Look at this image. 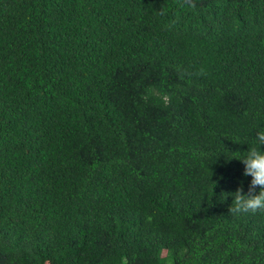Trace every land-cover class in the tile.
Listing matches in <instances>:
<instances>
[{
    "label": "trees",
    "instance_id": "16d2710c",
    "mask_svg": "<svg viewBox=\"0 0 264 264\" xmlns=\"http://www.w3.org/2000/svg\"><path fill=\"white\" fill-rule=\"evenodd\" d=\"M257 126L264 0H0V264H264Z\"/></svg>",
    "mask_w": 264,
    "mask_h": 264
},
{
    "label": "clouds",
    "instance_id": "9594fccd",
    "mask_svg": "<svg viewBox=\"0 0 264 264\" xmlns=\"http://www.w3.org/2000/svg\"><path fill=\"white\" fill-rule=\"evenodd\" d=\"M253 131L251 144L238 158L243 164V175L250 178L247 191L238 186L229 193L232 210L237 214L264 212V150L259 147L264 145V126H257Z\"/></svg>",
    "mask_w": 264,
    "mask_h": 264
},
{
    "label": "rangeland",
    "instance_id": "374dc122",
    "mask_svg": "<svg viewBox=\"0 0 264 264\" xmlns=\"http://www.w3.org/2000/svg\"><path fill=\"white\" fill-rule=\"evenodd\" d=\"M165 254V252H163V255Z\"/></svg>",
    "mask_w": 264,
    "mask_h": 264
}]
</instances>
